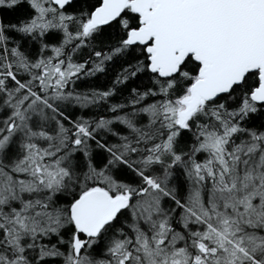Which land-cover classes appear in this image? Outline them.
<instances>
[{
    "label": "snow or ice",
    "instance_id": "snow-or-ice-1",
    "mask_svg": "<svg viewBox=\"0 0 264 264\" xmlns=\"http://www.w3.org/2000/svg\"><path fill=\"white\" fill-rule=\"evenodd\" d=\"M0 264H264V0H0Z\"/></svg>",
    "mask_w": 264,
    "mask_h": 264
}]
</instances>
